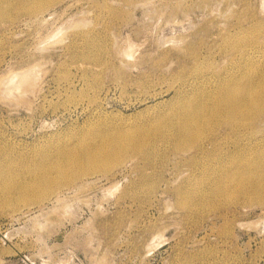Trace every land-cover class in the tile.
Masks as SVG:
<instances>
[{
	"label": "rangeland",
	"instance_id": "obj_1",
	"mask_svg": "<svg viewBox=\"0 0 264 264\" xmlns=\"http://www.w3.org/2000/svg\"><path fill=\"white\" fill-rule=\"evenodd\" d=\"M249 8L264 22V0H57L37 17L22 11L0 22V150L11 174L31 178L23 166L58 157L91 130L118 137L168 107L180 87L215 88L219 73L235 71V56L243 59L222 42L249 24V15L237 20ZM251 57L264 64V38ZM18 72L29 73L21 86ZM263 131L256 147L264 146ZM157 145L155 164L131 156L39 202L11 192L16 203L0 206V264H264V204L244 194L179 206L175 189L201 180L202 161L192 167L171 142ZM141 170L159 174L155 189L125 196ZM10 189L0 181V194ZM226 218L231 234L222 231Z\"/></svg>",
	"mask_w": 264,
	"mask_h": 264
},
{
	"label": "bare ground",
	"instance_id": "obj_2",
	"mask_svg": "<svg viewBox=\"0 0 264 264\" xmlns=\"http://www.w3.org/2000/svg\"><path fill=\"white\" fill-rule=\"evenodd\" d=\"M56 1L0 0V22L22 11L37 17ZM104 10L117 17L123 14L111 5H105ZM248 15V25H237L234 32L223 34L224 50L240 51L243 59L235 56V66L231 67L235 71L225 76L219 73L215 88L207 89L200 82L180 87L168 107L133 128L120 130L118 137L91 130L74 146L63 147L58 157L42 156L36 163L23 166L33 173L31 178L13 176V164L5 150H0V181L3 188H11L7 196L0 194V206L10 208L16 203L10 194L13 191L19 200L39 202L50 196L55 187L95 171L109 170L131 156H141L148 164H155L158 141L171 142L175 152L187 157L192 167L202 161L201 180L183 183L175 189L179 206L190 209L194 203L211 206L224 200L236 202L244 194L250 195V202L264 204V146L255 145L259 140L256 130L264 126V64H256L251 57L264 38V22L249 8L237 15L238 23ZM92 43L102 47L95 39ZM251 43L256 44L249 46ZM188 49L189 56L198 59V46L189 44ZM101 53L99 50L96 57ZM231 68H225L223 73ZM19 72V81L13 77L16 86L29 74ZM10 80L14 83V79ZM90 139L97 142L92 144ZM158 180L157 172L148 174L141 170V179L133 180L123 194L139 198L141 193L155 189ZM231 225L230 218H226L222 231L231 234ZM205 253L211 256L209 251ZM210 264L221 263L217 260Z\"/></svg>",
	"mask_w": 264,
	"mask_h": 264
}]
</instances>
